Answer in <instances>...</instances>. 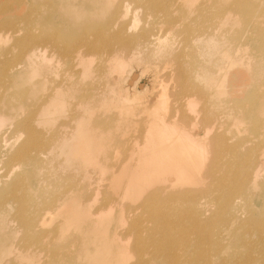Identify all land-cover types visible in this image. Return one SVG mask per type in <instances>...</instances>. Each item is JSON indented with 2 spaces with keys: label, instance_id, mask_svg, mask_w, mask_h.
<instances>
[{
  "label": "bare ground",
  "instance_id": "6f19581e",
  "mask_svg": "<svg viewBox=\"0 0 264 264\" xmlns=\"http://www.w3.org/2000/svg\"><path fill=\"white\" fill-rule=\"evenodd\" d=\"M219 1L107 0L108 7L93 11L89 20L67 23L71 34L66 37L59 38L55 31L38 36L33 31L17 39L21 53L14 63L11 47L2 46L8 40L3 29L7 21L0 20V129L7 121L14 126L13 136L0 132V149L6 151L0 162L20 164L15 173L14 165L4 167L3 176L13 179L0 194V232L24 231L22 250L15 258H24V264H65L72 257L67 246H75L79 264H244L229 258L241 250L264 249V222L256 221L264 215L257 217L250 209L251 198L264 197V61L258 58L264 47V21L257 20L245 31L233 24L239 18L254 19L253 12L264 8V0L256 5L249 0H229L225 5ZM38 4L47 6L37 0L30 9ZM175 6L180 7V19L191 20L180 42L150 41L143 31L129 35L130 15L136 8L151 19L146 22L149 26L159 19L171 26L178 21L170 16ZM13 16L31 27L38 18L33 13L17 16L14 11ZM259 17L264 19V12ZM44 19L37 24L49 20ZM114 38L144 43L150 50L169 46V52L151 60L174 68L166 74L169 88L160 94L167 103L168 92L177 97L161 115L131 118L110 113L103 102L111 89H96L95 82L84 84L93 72L102 76L114 65L121 71L119 54L130 45L117 46L115 53L101 60L89 57L112 49ZM254 39L261 41L262 50L252 43ZM192 42L189 57L182 61L179 44ZM41 46H47L48 53ZM78 48L85 52L75 53ZM59 65L66 69L59 72ZM233 67L251 68L252 78L259 81L242 97L228 93L236 79ZM114 68L103 80L116 79L111 77ZM137 75L128 79L139 93L144 89ZM18 84L31 89L19 91L21 100L15 101L12 88ZM26 97L34 99L32 108L24 106ZM94 97L98 114L94 117L105 123L129 119L120 127L119 139L96 133L100 139H111L96 146L102 149L101 159L113 162L116 153L124 152L130 160L119 169L127 171L125 183L119 172L100 170L98 153L87 144L84 115ZM147 120L156 124L161 120L169 129L150 128L146 139L138 142L134 130L126 128H138ZM233 132L238 139L230 143L227 137ZM46 160H56L57 170L65 169L50 170L43 165ZM108 177L112 179L106 181ZM11 202L15 207L10 214ZM5 237L9 238L7 233ZM8 250L0 249V259Z\"/></svg>",
  "mask_w": 264,
  "mask_h": 264
},
{
  "label": "rangeland",
  "instance_id": "374dc122",
  "mask_svg": "<svg viewBox=\"0 0 264 264\" xmlns=\"http://www.w3.org/2000/svg\"><path fill=\"white\" fill-rule=\"evenodd\" d=\"M37 0H0V20L1 21H7L6 26L3 27L4 32L6 34V38L8 40L2 42V46L4 48L11 47V56L10 60L17 61L19 54L21 53V47L20 43L18 42L17 39L22 38L26 33H33V31L38 35V36H44L46 33L53 32L55 31L56 35H58L59 38L66 37L67 35L71 34V28L67 26L68 24H81L84 21H87L90 19V16L94 14L93 11L99 10L101 8L106 9L108 5L105 3L107 0H40V2H45L47 4L46 7H43L41 4H38L37 6L32 5L30 9V5L32 2H36ZM229 0H220L222 5H225ZM246 0H241L240 2H245ZM22 2H24L22 4ZM251 5H256L259 2H263V0H249ZM264 6V5H263ZM59 7V11H57V8ZM135 5L131 4V8L133 9ZM255 7V6H254ZM30 9V10H29ZM255 9V8H254ZM253 9V10H254ZM180 7L175 6L172 8L170 16H173L174 18H178L177 20L173 21V24L171 26L166 25L164 23V20L159 19V20H154V25L155 26H149V24H146V22L151 21V19L147 16V14L144 12L143 9L136 8L130 15V22L131 27L128 30L129 35L142 32L145 34V36L150 37V41L154 40H161L162 42H165L166 44L168 43H178L183 39V29L185 27L191 26V20L190 19H180L177 15H180L181 11ZM13 11L14 15L17 14V16H22L26 15L28 13H33L35 16H37V21L33 24V26H28V24H25L23 21L18 20L16 17L13 16ZM261 12H264V8L256 9L253 13L255 14V18H251L250 20H244V19H235L233 21V24L235 26H238L240 28H243V31L250 29L252 25L256 24L257 20H262L264 19L262 17H259V14ZM99 16V14H97ZM48 18L49 20L45 23H38L39 20H45L44 18ZM66 22V23H65ZM49 24L48 30H45L47 25ZM75 25L72 26V29H74ZM31 28V29H30ZM13 29H18V31L13 32ZM52 30V31H51ZM74 31V30H73ZM149 31V33L145 32ZM76 31H74L75 33ZM234 35L238 36V34L233 33ZM111 36V34H109ZM206 39L209 40L211 37L209 35L206 36ZM252 43L258 48L261 41L254 39L252 40ZM122 45H130L126 50L122 51L119 55H122V63H121V71L118 69V66L115 67L113 66L114 71L111 75V77H115L116 81L113 80L112 82L106 81L103 79H107L108 74L110 71H105L102 76H98L95 72L93 74L88 75L87 79H85V85L88 86L95 82L96 84V89H99L100 87H107L108 89H111V93L107 92V99L104 100L103 104L109 108L110 113H114L119 115L120 114H130L127 115L128 117H140L142 115H148L149 117L153 118V116H159L162 114V112L165 110V107L169 105V102L173 100L174 97L171 95L170 92L167 93V101L164 99V95L160 94V90L169 88V84L167 83L166 75L167 73L173 72V65H165L163 63H158L157 65H154L151 63V60L153 58H156L164 53L169 52V46L166 45L164 49H161L159 47L152 48V50L148 49L145 47L144 43L140 42H134V41H129L127 39H124L120 42L117 41L115 38L112 43V49H107L106 52L102 51L101 53L103 55L99 56L95 53H93L90 58L94 60H101L103 59L104 55H111L112 53H115L116 47L117 46H122ZM43 49H45V53H48L49 49L47 46H41ZM180 51L177 53L183 60H186L189 55L188 53L191 51V49L194 47V43L192 42L191 44H179ZM78 52H85L84 48H78L75 53ZM261 57H258L261 59V61H264V47L262 52ZM2 61L0 60V64ZM227 63V61H226ZM216 66H212L211 70L216 71ZM66 69L64 65H59L57 70L61 72L62 70ZM129 70V71H128ZM232 71H235L236 73V79L233 82L234 84L232 85V88L229 90L230 96L234 97H242L243 91L244 93L250 92L252 90V86H256L259 81H256L252 78V73H251V68H243V67H233L231 69ZM128 72V73H126ZM151 73H153V76H150ZM132 74H138L137 77L139 76L138 80L139 83L142 85L144 91L143 92H135L134 88L131 89L129 85V80L131 79L129 75ZM128 81H127V79ZM163 77V78H162ZM243 77H245L243 79ZM127 82H126V81ZM167 84V85H165ZM19 87V88H17ZM15 86V88H12V92L15 93V96L12 98L15 101L21 100L19 97V91L22 90H29L31 87L27 85H22L20 86L19 84ZM171 89V88H170ZM105 92L103 91L102 94ZM132 94L134 97L130 96ZM137 97V99H136ZM163 97V99H161ZM27 98H30L26 100ZM96 97L92 98L90 102L87 104V107L85 109V119L87 122V128L89 129L88 135L86 134L85 137H88L87 144L90 147L89 149L92 152H95L96 146L99 145L100 141L102 142H108L111 141L110 138H104L100 139L98 136H96L97 132H102L103 134L113 137V138H120L118 133L123 132L120 127L125 126L127 123H129L128 117L120 118L114 123H105L103 122V118L98 117V114L95 112L96 111ZM24 106L26 108H32L34 104V99L31 97H26L23 100ZM146 104L144 112L140 111V107H144ZM96 115L97 117H94ZM193 120V119H191ZM70 123H73L70 121ZM162 121L157 120V124L155 123V120H147L144 122L140 127H133V126H128L126 128L132 131L133 133L135 132L139 137H137L135 140L138 142H143L146 139V134L149 132L150 128H156V131L161 128L163 130H168L169 128H165L164 125H161ZM38 127L40 125L36 124ZM199 125V124H198ZM9 127L8 131L6 130ZM14 129V126L7 121L2 129H0V132H3L6 137L13 136L12 131ZM264 129V128H263ZM262 129V130H263ZM196 131H199L197 129ZM243 134V133H241ZM239 134V135H241ZM247 135V133H245ZM201 133H198V138H202ZM228 141L230 143H233L238 139V133H232L231 135H228ZM244 138V137H241ZM162 141V140H161ZM206 142V140L204 141ZM203 142V143H204ZM77 142L73 143L72 145L75 146ZM114 146V145H113ZM4 147V146H3ZM114 147H117L116 145ZM8 150V148L6 149ZM155 151H158V146L154 148ZM153 150V151H154ZM98 153L97 156L99 155L102 157V149L96 150ZM0 157L3 159H6V151L1 147L0 149ZM98 156V157H99ZM115 161L111 162L110 159H101L100 157L98 158V163L100 165V170L102 172H119L120 167H125L130 160L127 159L126 155L124 152H119L115 154ZM50 162V163H48ZM56 160H46L43 162V165L45 167H49L50 170H57L56 167L58 164H56ZM121 163L119 166L117 163ZM14 165L16 169L14 170V173L17 172L20 168L19 162H9V163H2L0 162V194L3 193L4 186L9 184L10 180H12L13 176L9 175L8 177L3 176V171L4 167L7 165ZM19 164V165H18ZM77 162L73 164L72 166H76ZM51 166V167H50ZM48 168V169H49ZM156 168V172H158V167ZM65 169V168H64ZM62 169V170H64ZM58 169L57 171H62ZM66 171V170H65ZM68 171V170H67ZM95 172L97 171V168L94 170ZM119 175L121 176L123 182L128 181V175L127 171L119 172ZM156 176H159V173L156 174ZM154 177V175H153ZM112 179L111 177H108L106 181H109ZM166 182H171L172 180H163ZM158 181H154V185L158 184ZM35 186L32 183L31 184V189H34ZM34 191V190H32ZM250 205L255 212L254 215L257 217L263 216L264 212V197L263 195H256L250 200ZM15 207V203L11 202L10 208V214L13 211V208ZM247 208L248 205L246 206ZM240 212L245 215L246 213L243 211L242 208H240ZM256 221H263L264 219H256ZM11 226L16 228L17 225L15 222L10 221ZM7 233V237L2 238L3 235ZM24 234V231H18V232H0V249H5L8 248V251H5L1 254V259H0V264H24L25 259L22 257L15 258L14 256L22 250V235ZM32 234H36V232H33ZM252 240L256 241L257 240V234L252 236ZM264 241V238L262 239ZM66 243H69L67 240L64 242L65 245ZM69 249L70 257L69 259L66 260L65 264H79V262H82L81 259L76 258L74 252L76 251L75 246H67ZM224 257H229V255H224ZM237 259L239 260H244V264H264V249H260L259 247H256V249H253L249 252L245 250H241L236 256H232L229 258L230 262H234ZM17 260V261H16ZM73 262H72V261Z\"/></svg>",
  "mask_w": 264,
  "mask_h": 264
}]
</instances>
